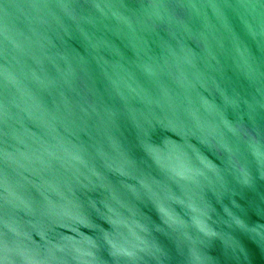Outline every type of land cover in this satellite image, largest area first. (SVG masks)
Wrapping results in <instances>:
<instances>
[{
    "label": "water",
    "instance_id": "95a60500",
    "mask_svg": "<svg viewBox=\"0 0 264 264\" xmlns=\"http://www.w3.org/2000/svg\"><path fill=\"white\" fill-rule=\"evenodd\" d=\"M0 264H264V0H0Z\"/></svg>",
    "mask_w": 264,
    "mask_h": 264
}]
</instances>
